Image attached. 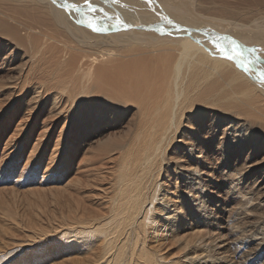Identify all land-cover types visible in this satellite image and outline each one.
<instances>
[{
    "label": "bare ground",
    "instance_id": "1",
    "mask_svg": "<svg viewBox=\"0 0 264 264\" xmlns=\"http://www.w3.org/2000/svg\"><path fill=\"white\" fill-rule=\"evenodd\" d=\"M0 18L11 35L0 37V51L12 48L21 29L44 42L53 41L49 52L57 63L62 57L58 45L69 51L65 74L85 65L82 83L77 81L63 95H54V104L63 101L64 107L69 106L66 119H70L72 108L81 101L71 122L74 127L76 119L84 117L86 139L94 136L97 126L112 125L127 115L131 103L139 106L141 119L133 125L135 141L121 156L126 158V167L112 175L113 196L107 195L110 198L100 212L68 217L69 229L61 237H66V245L73 243L70 254L88 255L85 264H170L147 246V227L156 221L153 199L161 189L154 180L167 160L163 173L170 175L173 185L178 183L181 207L192 215L196 233L213 242L198 238L189 243L187 249L198 247L205 253L195 264H264V209L259 213L258 207L264 200V172L257 169L264 152V138L260 139L264 135L257 132L264 131V0H0ZM28 66L24 78L33 79L37 65ZM14 70L24 71L23 66ZM183 72L193 76L191 89L182 84ZM155 76L166 84L153 83ZM151 85L157 102L152 99ZM33 88L31 96L45 91L43 84ZM204 95L219 108L209 116H185L182 121L184 109L192 108L189 99L193 102ZM93 111L99 119L90 123ZM211 145L212 156L206 152ZM167 148L176 151L174 156H164ZM235 152L244 155L237 178L226 174ZM216 163L218 179L210 172ZM242 176L255 185H250L247 197L235 195ZM226 204L228 209H224ZM224 211L236 249L233 262L228 255L220 257L216 239L210 235L218 219L209 220L210 216ZM170 212L174 214L166 218L168 224L181 229L183 215ZM193 227L190 223L188 229ZM90 239L93 242L88 246ZM94 244L93 253L81 247ZM16 252L4 251L0 262Z\"/></svg>",
    "mask_w": 264,
    "mask_h": 264
},
{
    "label": "rangeland",
    "instance_id": "2",
    "mask_svg": "<svg viewBox=\"0 0 264 264\" xmlns=\"http://www.w3.org/2000/svg\"><path fill=\"white\" fill-rule=\"evenodd\" d=\"M1 21L0 37L7 38L8 36L9 38L11 36L8 35L10 31L8 32L9 29L7 30ZM18 33L20 37L14 39V43L11 45L14 50L11 48L0 51V254L6 250H17L18 252L12 258L0 262V264H68L70 260H75L74 264H85L88 255L85 256L83 253L78 252L70 254L69 247L73 243L66 245V237H61V234L69 229V222L67 221L69 216H88L93 212H100L109 200L108 198L111 195L113 196L114 191L111 185L113 176L118 173L119 169L123 170L126 167V158L123 159L121 156L127 154L129 144L135 141L136 138L135 127L141 119L139 106L136 103H131L130 107L127 108V115L121 117L118 122L112 123L113 126H97L98 131L94 132V136L86 139L83 135L84 124L81 123L84 117L80 121L76 119L74 127L71 122L73 113L76 112V109L78 110L81 101L78 105L76 104V107L72 108L70 119H66L67 113H70L69 106L64 107L63 101H60L58 105L54 104L56 95H63L61 92L68 91L74 83L78 84L77 81L83 80L81 70L84 69L85 65H83V68H76L72 73L66 71L65 74L64 68L68 63L67 56H70L66 48L64 50L61 44L58 45L62 57H58L57 63L51 59L52 55L49 52L51 46H54L53 41L49 40L45 43L44 39H40L42 40L40 41L37 39L38 37L35 38L34 34L29 33L34 36H32L33 40L36 39L33 42L31 35L29 36L24 30L19 29ZM37 41H40V43ZM37 43L38 46L35 49ZM47 44L48 46L51 44L49 48L45 46ZM38 48L40 49L37 50ZM42 48L45 49L44 52ZM42 54L44 57H41ZM5 56L7 57L5 58ZM41 58H43V62H41ZM48 61L50 62L47 63ZM33 62L37 65L38 73L32 76L33 79H26L24 77L29 70L28 65ZM45 63L48 65L45 66ZM41 64H44V66ZM15 66H23L24 71L18 73L17 70H14ZM41 66L43 67L40 69ZM39 69L40 71L44 69L41 71L44 76ZM170 74H172V71ZM37 77H40L39 80ZM192 77L183 72L182 84L185 83L187 89H191ZM66 78L69 79L70 84ZM152 82L159 85L166 84L164 79L158 76H155ZM66 83L69 85L65 86ZM39 84H43L45 91L37 96H31L32 90H35L33 87H37ZM46 85L51 87L48 88ZM151 88L152 99L157 102L158 98L152 85ZM190 99L188 102L192 108L184 109L182 121L185 116L189 118L197 114L209 116L212 110L219 108L211 101L205 100V95L203 99L200 98L193 102H190ZM224 108L226 109V107ZM95 114L97 113L93 111L92 119L87 118L90 123L93 119L97 120L98 116ZM249 122L248 120V125L252 126ZM257 132L264 135L263 130ZM262 138L264 137H260V139ZM230 144L233 148L231 141ZM211 147L212 145L206 151L210 156L215 155ZM168 149L163 153L164 156L165 154L166 157L174 156L172 152L176 151L172 150L171 152ZM263 155L264 152L260 155L257 166L260 173L264 172ZM243 156L239 157L238 152H235V157L229 163L226 174H229L230 177H238L237 170L243 168ZM164 162H167V160ZM164 162L161 163L159 173L156 174L157 177L154 180L161 191L159 190V196L157 195L153 199L155 205L152 203L154 205H152V213L156 215H154L156 221L147 227V246L152 247L156 253L159 252L163 257L162 260L167 263L195 264L197 260L203 258L205 253H202V249L198 247L187 249L189 243L197 241L198 238V241L205 242L208 240L211 241V244L213 242L207 235L200 236L201 233H196L198 229L196 230L193 227L195 225L192 222V215L187 214V207H181L182 202L178 194V185H175L178 183L176 182L173 185L172 179H169L171 178L170 175L165 171L163 173ZM218 164L211 166L213 169L210 171L217 179L220 177ZM244 178L243 176L240 177V182L235 186L237 197H247L245 193L250 185L251 188L255 187L254 184H250ZM107 195L110 197H107ZM223 195L220 192L219 196L224 197ZM259 203L260 213L264 209V200L262 199ZM229 207L230 205L226 204L224 209ZM172 209L183 215L181 229L171 228L167 222L166 218H170L174 214V212H170ZM215 216L218 219L211 228L210 235H213L216 239L214 241L217 246L216 251L220 253V257L225 258L228 255L233 262L236 258V249L227 228L228 216L225 211L216 212L210 216L209 220ZM252 218L255 217L252 216ZM190 223L194 229H188ZM92 242L93 240L90 239L88 246ZM81 247L91 249L92 253L95 250V244L90 248H87L86 245ZM252 247L253 245L248 249ZM212 254L215 255V253Z\"/></svg>",
    "mask_w": 264,
    "mask_h": 264
},
{
    "label": "snow or ice",
    "instance_id": "3",
    "mask_svg": "<svg viewBox=\"0 0 264 264\" xmlns=\"http://www.w3.org/2000/svg\"><path fill=\"white\" fill-rule=\"evenodd\" d=\"M169 23H171V21H169Z\"/></svg>",
    "mask_w": 264,
    "mask_h": 264
}]
</instances>
